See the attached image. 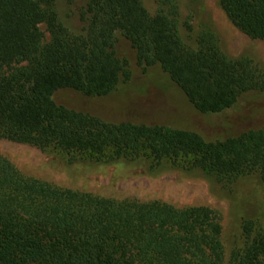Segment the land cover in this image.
Here are the masks:
<instances>
[{"label":"trees","instance_id":"1","mask_svg":"<svg viewBox=\"0 0 264 264\" xmlns=\"http://www.w3.org/2000/svg\"><path fill=\"white\" fill-rule=\"evenodd\" d=\"M84 32L56 20L51 0H0V136L84 155L97 161L169 158L220 180L255 170L264 177V127L222 139L161 123L108 121L59 104L62 88L104 96L129 78L115 50L116 33L143 67L158 63L202 113L232 106L249 91L264 92V71L233 59L210 30L183 42L177 6L151 14L142 0H81ZM229 19L264 39V0H219ZM41 23L50 33L43 43ZM25 63L9 72L2 69ZM233 264H264V228ZM221 225L213 210L160 201L115 200L59 187L23 174L0 154V264H222Z\"/></svg>","mask_w":264,"mask_h":264},{"label":"rangeland","instance_id":"2","mask_svg":"<svg viewBox=\"0 0 264 264\" xmlns=\"http://www.w3.org/2000/svg\"><path fill=\"white\" fill-rule=\"evenodd\" d=\"M163 1L177 6L179 33L188 46L196 47L197 33L210 30L227 56L248 58L257 69L264 71V39L251 37L234 25L219 0H142L151 14L163 5ZM82 5L81 0H51L56 20L73 34L84 32L86 21ZM40 28L43 43H46L50 39L47 24L41 23ZM115 50L128 63L130 76L127 80L104 96H86L73 89H58L53 93L55 102L108 121L131 120L193 129L210 140L264 127V92H246L229 108L202 113L193 107L158 63L146 67L139 64L135 49L118 32ZM24 64H11L2 72ZM0 154L23 174L59 187L115 200H156L175 207L207 206L221 225L222 264H233L236 253L247 243L246 222L250 221L252 236L264 228V177L255 170L220 180L210 172L185 168L169 158L158 163L144 155L97 161L1 136Z\"/></svg>","mask_w":264,"mask_h":264}]
</instances>
